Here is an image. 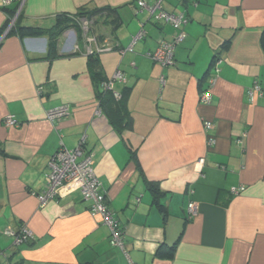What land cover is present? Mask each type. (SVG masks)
Instances as JSON below:
<instances>
[{
  "label": "crops",
  "instance_id": "1",
  "mask_svg": "<svg viewBox=\"0 0 264 264\" xmlns=\"http://www.w3.org/2000/svg\"><path fill=\"white\" fill-rule=\"evenodd\" d=\"M6 1L0 0V264H129L78 188L60 190L45 206L35 196L45 189L51 158L82 141L133 264H264V97H247L257 82L264 90V0H165L167 12L188 18L186 41L168 68L145 57L176 36L152 16L153 0L142 12L139 0ZM106 7L117 19L96 31L109 50L94 70L81 29L64 32L52 56L45 37L5 36L12 22V31L51 29L62 14ZM142 29L145 37L128 51ZM216 55L223 64L211 102L203 104ZM118 70L126 83L114 90L130 123L116 129L97 95ZM63 106L67 118L46 120V112ZM8 116L20 125L6 127ZM205 121L213 124L209 132ZM190 203L198 207L191 219ZM22 225L34 233L33 246H17L5 234Z\"/></svg>",
  "mask_w": 264,
  "mask_h": 264
},
{
  "label": "built area",
  "instance_id": "2",
  "mask_svg": "<svg viewBox=\"0 0 264 264\" xmlns=\"http://www.w3.org/2000/svg\"><path fill=\"white\" fill-rule=\"evenodd\" d=\"M165 0H153L152 7H149L146 0H139L137 2V11L142 12L149 7L151 14L160 23L171 26L176 31V36L170 41H161L157 49L146 54V58L153 63L168 68L175 65V52L179 45L186 41L187 35L184 32L185 26L188 24L186 15L173 14L167 12L163 3ZM11 3L10 0L5 2L6 5ZM80 26L82 34L79 35L80 43L83 44L84 53L89 57L92 55H99L109 50L107 43H100L97 36L91 31V23L88 20H80ZM14 28V22L9 25L5 36ZM146 35V32L142 29L136 34L128 51L133 52V47L136 43L141 41ZM125 51H122L124 55ZM223 64V60L218 57L214 60L211 67V76L207 81V85L200 92V102L203 104H210L212 99V89L216 84L217 76L220 72V67ZM161 86L164 87L166 80L164 76L160 79ZM115 83H126V77L121 71H117L112 80H109L102 84V87L106 91L113 92L114 98L119 101L121 99L120 94L115 92ZM247 97L250 103L255 102L257 98L264 97V90L262 85L257 82L247 91ZM101 114V113H99ZM70 115L68 106H63L46 112L45 118L49 122H57L67 118ZM5 125L8 128L18 127L20 124L17 122L14 116H8L5 120ZM204 128L206 132H209L213 128V124L210 121H205ZM84 142L72 151H68L64 148L60 149L49 161L47 165V172L45 174V189L42 193L35 195L41 206H45L48 202L56 200L59 197V191H70L78 188L80 190L81 197L84 201L89 203V213L94 218H99L101 223L105 225L110 231V244L114 248L120 249L128 260L129 264H133L130 260L129 253L124 243V234L119 223L115 218L114 212L108 207L107 193L100 183L96 168L95 157L91 153L85 152ZM210 145L215 143L213 137L208 139ZM204 168V161L199 160L195 164V170L197 173L202 174ZM241 190L237 188L232 189V193L238 195ZM198 207L194 203H190L188 206L189 218H193L197 215ZM7 236L15 239L17 246H22L30 243H35L36 237L34 233L26 226L22 225L18 231L7 230L5 233Z\"/></svg>",
  "mask_w": 264,
  "mask_h": 264
},
{
  "label": "trees",
  "instance_id": "3",
  "mask_svg": "<svg viewBox=\"0 0 264 264\" xmlns=\"http://www.w3.org/2000/svg\"><path fill=\"white\" fill-rule=\"evenodd\" d=\"M117 11L116 9L111 8H98V9H88V8H82L79 12L76 14H62L58 16L57 18V24L51 28V29H43V28H23V27H16L12 32L10 31V35H17L21 38L25 37H45L48 40V56H52L53 53H55L58 45V41L61 37V35L70 30L74 29L78 33L80 32L81 26H80V20H88L91 23V31L93 34H95L99 40L100 43H108L107 38L103 35H97L96 31L101 26L104 27L108 25V23L111 22V19L113 18V22L117 19ZM187 18V16H186ZM188 20V18H187ZM159 24V23H158ZM164 24V23H162ZM169 26V25H168ZM171 27V26H170ZM172 28V27H171ZM173 29V28H172ZM174 30V29H173ZM175 31V30H174ZM176 32V31H175ZM80 35V34H79ZM229 41L228 43L224 44L222 47V50L227 49L229 47ZM264 44V39H263ZM115 49V48H113ZM146 57V55H145ZM219 56H215L214 60L218 58ZM148 59V58H147ZM89 60V66L91 69H95L98 63L99 67V55L95 54L88 57ZM213 60V62H214ZM213 62L211 67L213 66ZM100 71H98V77H100ZM211 76V70L208 72V75L204 78V81H208V79ZM107 82V81H105ZM102 81V84L105 83ZM101 84V85H102ZM103 88V87H102ZM104 90V88H103ZM128 90H126L127 92ZM97 98L100 102V107L102 108V111L106 114L107 118L110 121V124L114 128H123L127 127L130 123V116L129 113L126 110L125 105L122 101H117L114 96L113 92L111 91H99ZM3 148L0 145V154H3ZM152 189H158L156 188V185H150ZM155 194H157L156 191H154ZM158 195V194H157ZM33 246L34 243L26 244ZM24 246V245H22Z\"/></svg>",
  "mask_w": 264,
  "mask_h": 264
},
{
  "label": "rangeland",
  "instance_id": "4",
  "mask_svg": "<svg viewBox=\"0 0 264 264\" xmlns=\"http://www.w3.org/2000/svg\"><path fill=\"white\" fill-rule=\"evenodd\" d=\"M163 68V67H162Z\"/></svg>",
  "mask_w": 264,
  "mask_h": 264
}]
</instances>
